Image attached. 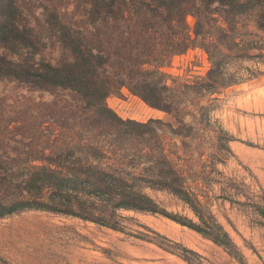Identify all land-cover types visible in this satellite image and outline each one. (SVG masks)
<instances>
[{
	"label": "trees",
	"instance_id": "1",
	"mask_svg": "<svg viewBox=\"0 0 264 264\" xmlns=\"http://www.w3.org/2000/svg\"><path fill=\"white\" fill-rule=\"evenodd\" d=\"M26 2L31 4L0 0V80L55 96L54 102L39 105L49 110L47 121L58 133L46 145H38L33 134L22 144L23 152L0 155V218L41 210L121 231V211L159 214L246 264L229 232L189 184L180 147H169L160 133L165 126L175 136L193 130L183 122L184 92L179 95L168 85L161 67L200 47L211 66L192 86L195 91L216 93L242 83L228 68L264 58V0H74L73 11L56 8L68 0H45L41 14L23 9ZM189 16L195 20L192 30ZM244 18L253 19L262 34L259 42L240 32ZM55 50L58 56L50 57ZM124 88L172 117L177 127L161 119H122L107 98ZM64 94L71 101L63 100ZM31 104V99L20 102L14 122L25 137L30 118L39 117L31 114ZM215 131L218 148L230 150L232 136ZM147 188L176 196L194 218L169 212ZM260 213L264 217V210ZM182 251L187 261L186 254H195Z\"/></svg>",
	"mask_w": 264,
	"mask_h": 264
},
{
	"label": "rangeland",
	"instance_id": "2",
	"mask_svg": "<svg viewBox=\"0 0 264 264\" xmlns=\"http://www.w3.org/2000/svg\"><path fill=\"white\" fill-rule=\"evenodd\" d=\"M28 1L31 4L26 2L22 8L41 14L45 0ZM68 2L56 8L75 10L74 0ZM194 22L189 16L191 30ZM240 27L244 36L253 34L245 38L259 42L262 34L253 19L244 18ZM49 56L57 57V50ZM210 66L207 53L200 47L163 64L161 71L168 75V85L179 95V90L184 92L180 95L183 122L193 130L189 135L183 129L175 136L165 126L160 133L169 147H180V162L189 184L229 232L245 263L264 264V217L260 213L264 210V58L229 66V72L237 73L242 83L216 93H199L192 86L206 76ZM27 99L32 100L31 114L39 117L30 118L25 137L14 122L19 120L16 112L20 102ZM62 99L71 101L67 94ZM55 100L47 92L0 80V155L23 152L22 144L31 142L33 134L38 145L51 142L58 129L48 123L49 110L39 104ZM107 104L124 120L161 119L178 125L125 88L111 94ZM220 128L233 138L230 150L218 148L215 130ZM211 160L216 163L212 165ZM144 191L169 212L194 218L188 205L176 196L148 188ZM119 216L121 231L41 210L0 218V264H240L225 248L159 214L121 211ZM182 249L195 253L186 254L190 261L181 256Z\"/></svg>",
	"mask_w": 264,
	"mask_h": 264
}]
</instances>
